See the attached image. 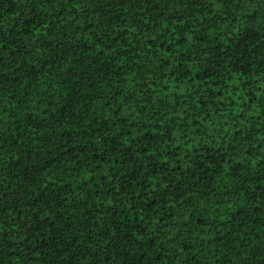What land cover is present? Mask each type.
Returning a JSON list of instances; mask_svg holds the SVG:
<instances>
[{
	"label": "trees",
	"instance_id": "16d2710c",
	"mask_svg": "<svg viewBox=\"0 0 264 264\" xmlns=\"http://www.w3.org/2000/svg\"><path fill=\"white\" fill-rule=\"evenodd\" d=\"M0 264H264V0H0Z\"/></svg>",
	"mask_w": 264,
	"mask_h": 264
}]
</instances>
